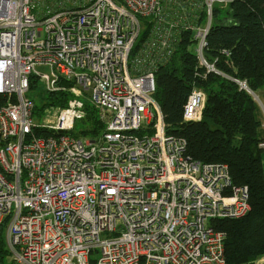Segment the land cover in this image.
Returning a JSON list of instances; mask_svg holds the SVG:
<instances>
[{"label":"built area","instance_id":"built-area-1","mask_svg":"<svg viewBox=\"0 0 264 264\" xmlns=\"http://www.w3.org/2000/svg\"><path fill=\"white\" fill-rule=\"evenodd\" d=\"M230 2L0 0V226L11 264H227L219 224L251 212L249 187L226 164L190 156L155 93L159 66L192 33L194 78L215 73L260 102L205 56L214 9ZM33 76L73 96L41 121L25 97ZM84 96L105 125L95 138L73 134ZM206 102L194 86L184 122L202 121Z\"/></svg>","mask_w":264,"mask_h":264},{"label":"trees","instance_id":"trees-1","mask_svg":"<svg viewBox=\"0 0 264 264\" xmlns=\"http://www.w3.org/2000/svg\"><path fill=\"white\" fill-rule=\"evenodd\" d=\"M230 1L226 8L214 9L205 56L218 70L246 81L253 92L264 90V0ZM223 11L224 16L220 18ZM202 15L206 17L205 13ZM144 29L137 46L145 41L149 26ZM194 44L192 33L184 34L171 60L159 66L155 99L163 112L167 133L185 137L190 156L205 163L226 164L234 183L249 187L251 212L241 219L222 221L219 229L228 235L225 246L227 264H254L264 255V148L261 147L264 138L258 102L236 82L215 73H209L206 80H196L194 70L198 61ZM224 50L229 51L230 56L223 54ZM33 78L37 80L33 76L30 85ZM61 84L66 82L61 81ZM194 86H201L207 94L203 119L184 122V106ZM50 93L60 101L63 96L72 98L70 92ZM5 103V97L0 96V105ZM61 104L55 106H67ZM86 109L87 118L76 127L90 118L93 127L97 125L101 131L105 125L99 120L97 109L89 103ZM77 128L73 134L95 138L90 130L82 129L81 135L78 134ZM43 133L51 134L43 129L37 130L38 135ZM0 256V260L5 256L10 259L5 242V223L0 226ZM3 264H11V260Z\"/></svg>","mask_w":264,"mask_h":264},{"label":"rangeland","instance_id":"rangeland-1","mask_svg":"<svg viewBox=\"0 0 264 264\" xmlns=\"http://www.w3.org/2000/svg\"><path fill=\"white\" fill-rule=\"evenodd\" d=\"M216 8H219V6L217 5ZM223 10V9H222ZM224 16V11L222 12L220 18H223ZM34 80V78H33ZM32 82V81H31ZM260 97L262 96V92L258 91L256 92ZM27 99L31 100L33 103H34V106H35V110H36V119L37 121H41L42 118H43V115L45 113V110H47L49 107H52V106H55V105H59V103L61 102L62 106L65 105V104H68V102L70 101L69 99V96H63V100L60 101V99L56 98L53 94H51L48 90H47V86L46 85H43L41 84L40 81H37V80H34L33 84L30 85V91L28 92V94H26L25 96ZM73 97V96H72ZM69 99V100H68ZM72 99V98H71ZM82 102L85 104L89 103V100L87 98V96H84L82 98ZM90 104V103H89ZM91 107V106H90ZM97 113V112H96ZM92 121L90 118L87 120V122H84L79 128H77V133L81 135V130L84 129L85 131H88L89 130L93 133H90L92 134V136L94 137H97L95 136V134L97 133H101V131L104 129H102L100 131V128L95 125V127H93V124H92ZM102 122V121H101ZM103 123V122H102ZM104 124V123H103ZM83 130V131H84ZM88 134V133H87ZM1 257V256H0ZM94 258L97 257V255L95 254L93 256ZM9 262L10 259L8 257H3L1 260H0V263L3 264V263H6V262Z\"/></svg>","mask_w":264,"mask_h":264},{"label":"crops","instance_id":"crops-1","mask_svg":"<svg viewBox=\"0 0 264 264\" xmlns=\"http://www.w3.org/2000/svg\"><path fill=\"white\" fill-rule=\"evenodd\" d=\"M260 92V91H259ZM262 92V96L260 97L256 92L255 94L257 95V97L259 98L260 102H258V108H259V118L261 120V122L263 123V126H262V130H261V135L262 137L264 138V90H261ZM262 163H263V167H264V151H263V154H262ZM254 264H264V255L258 257Z\"/></svg>","mask_w":264,"mask_h":264}]
</instances>
